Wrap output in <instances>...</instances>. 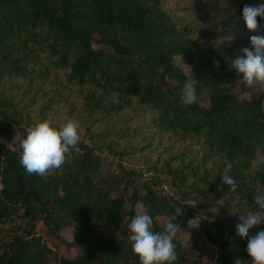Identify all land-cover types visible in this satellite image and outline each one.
Returning <instances> with one entry per match:
<instances>
[{
    "label": "trees",
    "instance_id": "1",
    "mask_svg": "<svg viewBox=\"0 0 264 264\" xmlns=\"http://www.w3.org/2000/svg\"><path fill=\"white\" fill-rule=\"evenodd\" d=\"M245 4L264 0H0V264H139L131 219L162 231L177 208L174 264H251L235 226L264 193V91L232 61L264 31L247 29ZM69 119L80 151L29 175L26 130Z\"/></svg>",
    "mask_w": 264,
    "mask_h": 264
},
{
    "label": "clouds",
    "instance_id": "2",
    "mask_svg": "<svg viewBox=\"0 0 264 264\" xmlns=\"http://www.w3.org/2000/svg\"><path fill=\"white\" fill-rule=\"evenodd\" d=\"M242 17L246 27L251 32L264 31V26L259 20H264V4L251 6L245 4ZM259 18V19H258ZM251 48L242 49L243 55L232 61L235 72L242 77L243 83L249 87H257L264 91V34L250 37ZM22 84V78H14ZM196 80L189 79L185 82L182 93V103L193 105L197 102ZM146 118L159 120L161 112L149 109L145 113ZM26 138L19 145L21 154L19 163L29 175L47 176L50 173L63 169L73 151L79 152L82 128L80 124L69 119L57 127L50 120L35 123L27 130ZM232 164L226 162L223 184L229 191L236 192L238 185L230 175ZM254 211L240 216V222L236 224V233L247 241V255L251 258V264H264V229L255 233L252 230L264 224V193L255 195ZM176 216H183L180 208L175 210ZM176 216L167 219L162 225V231L153 230V218L146 212L137 213L129 223V240L132 242V251L139 258V264H174L177 260L176 245L174 243L181 227L174 222ZM194 220V219H193ZM193 220H190L189 225ZM234 264H245L236 258Z\"/></svg>",
    "mask_w": 264,
    "mask_h": 264
},
{
    "label": "rangeland",
    "instance_id": "3",
    "mask_svg": "<svg viewBox=\"0 0 264 264\" xmlns=\"http://www.w3.org/2000/svg\"><path fill=\"white\" fill-rule=\"evenodd\" d=\"M178 60H181L180 57H178ZM161 190H166V186H161L160 188ZM196 224V221L193 220L192 224ZM62 238L65 240V241H70L71 240V236L69 234L68 231H63L62 232ZM59 255H63V256H70L72 255L73 253V249L71 247H68V246H60L58 249H57Z\"/></svg>",
    "mask_w": 264,
    "mask_h": 264
}]
</instances>
